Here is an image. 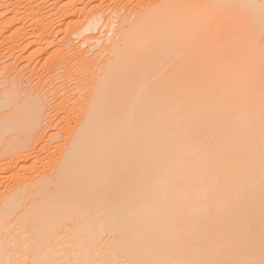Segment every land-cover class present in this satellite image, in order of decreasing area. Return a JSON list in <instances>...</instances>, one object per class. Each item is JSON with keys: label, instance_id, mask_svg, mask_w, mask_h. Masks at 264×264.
I'll return each mask as SVG.
<instances>
[{"label": "bare ground", "instance_id": "bare-ground-1", "mask_svg": "<svg viewBox=\"0 0 264 264\" xmlns=\"http://www.w3.org/2000/svg\"><path fill=\"white\" fill-rule=\"evenodd\" d=\"M79 1L0 0V264H264V0Z\"/></svg>", "mask_w": 264, "mask_h": 264}, {"label": "rangeland", "instance_id": "rangeland-1", "mask_svg": "<svg viewBox=\"0 0 264 264\" xmlns=\"http://www.w3.org/2000/svg\"><path fill=\"white\" fill-rule=\"evenodd\" d=\"M85 1L86 0H84V1H82V0H80L79 1V5L80 6H84V5H86L85 4ZM104 2H103V7L104 8H107L109 5H112L111 3H109V2H111L110 0H103ZM147 1H150V0H147ZM87 2V1H86ZM108 5V6H107ZM80 13V12H79ZM84 13V12H83ZM83 13H81V14H78V16L76 17V18H81V17H83L82 15H83ZM106 16H109V14H106ZM104 24V23H103ZM102 24V25H103ZM108 25H110V24H108ZM101 29H103V27H101ZM106 29H108L107 27H105V29H104V31H102V30H100V32L102 31V33L104 32H106V35L105 34H102V33H100V34H102V35H100L99 37L101 38V39H103V38H105L106 39V37H107V34H108V32L106 31ZM109 30V29H108ZM65 31H63V32H59V34L57 35V37L59 38H63L64 36H65V33H64ZM93 35H95L96 37H94ZM98 30L95 32H87V34L85 33V34H83L82 36L81 35H76V36H74L73 37V39H74V41L76 42V44H75V42H74V45H75V47H74V49L73 50H75L76 49V47H77V49H79V47H80V49H84V50H88V49H85V48H90V45L92 46V44L93 43H96L95 41L93 42H90V41H88V42H86V38L89 36V37H91V36H93L94 38H97L98 37ZM263 35V36H262ZM103 36H105V37H103ZM112 36V35H111ZM264 37V30H262L261 31V33H260V37L259 38H261L260 39V41L262 40V39H264V38H262V37ZM75 37H77V38H75ZM113 37V36H112ZM85 38V39H84ZM98 39V38H97ZM100 39V40H101ZM62 40V39H61ZM103 41H106V40H103ZM102 40H101V44L99 45L100 46V48H99V46H98V48H95V49H93L92 47H91V49L92 50H90V56H92L91 54H93V56H94V54L96 55V53L97 52H100L101 51V49H103V42ZM86 43V44H81V43ZM89 46V47H88ZM94 46V45H93ZM31 50H33L32 48H31V46H29V47H27V49L25 50V51H23L24 53L23 54H25L23 57H20L19 56V58L18 59H16V61H18L17 63H16V66H15V69H16V71L14 72H12V73H14V74H16V72H17V74H18V76H20L19 78H21V80L24 82V85H28L30 82V80H31V77H32V83H30V84H32V85H29V87H32L33 85H34V83L36 84V81H37V79H38V76H40L41 75V77H43L42 75H45V74H47L48 73V71L47 70H49V68L48 67H50V65H49V63H47V60H48V58H49V56L47 55V54H49L48 52H51V49H50V51H47V53H46V50H45V53H41V55L40 54H36V55H34V53H31ZM91 51H93V52H91ZM19 52H21V51H19ZM33 52V51H32ZM73 52H75V51H73ZM72 52V53H73ZM32 54V55H31ZM48 57H47V56ZM30 56V57H29ZM45 59H47V60H45ZM11 59H7V60H5V62H4V65H8L11 61H10ZM44 62H46L47 64H44ZM6 63H8V64H6ZM43 65V66H42ZM48 66V67H47ZM17 67V68H16ZM43 67H44V69H43ZM48 68V69H45V68ZM46 70V71H45ZM45 71V72H44ZM11 72V71H10ZM7 74V73H6ZM16 74V75H17ZM49 74V73H48ZM47 74V75H48ZM46 76V75H45ZM40 78V77H39ZM0 80H2V76H0ZM38 84V83H37ZM36 84V85H37ZM35 86V85H34ZM48 125V124H47ZM51 131H53V129L52 128H49L48 130H47V133L46 134H49ZM64 133V132H63ZM65 134H62L61 136H60V139H58V140H60V142L58 141V143H60V144H63L64 143V140H65ZM62 137L64 138V140L62 139ZM61 141H62V143H61ZM55 143H57V140L55 141ZM54 155V154H53ZM30 163L31 162H28L27 163V165L29 164L30 165ZM31 169V167L29 166V169H28V171H31L30 170ZM33 171V170H32ZM35 171V170H34ZM33 171V172H34ZM33 172H29V173H33ZM34 174H35V172H34ZM8 179H6V181H7ZM0 181H3L2 179L0 180ZM8 183H10V182H5V183H3V185H0V192H2L3 190H5L4 188L5 187H7L8 186ZM1 184V183H0Z\"/></svg>", "mask_w": 264, "mask_h": 264}]
</instances>
